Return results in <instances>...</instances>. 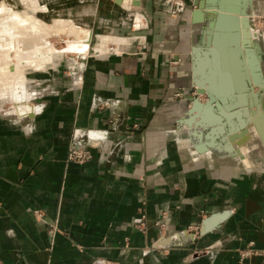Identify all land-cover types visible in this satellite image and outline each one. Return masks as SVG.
Listing matches in <instances>:
<instances>
[{"label":"crops","instance_id":"1","mask_svg":"<svg viewBox=\"0 0 264 264\" xmlns=\"http://www.w3.org/2000/svg\"><path fill=\"white\" fill-rule=\"evenodd\" d=\"M78 2L97 32L119 35L115 53L102 37L97 55L37 75L46 88L23 92L33 103L0 114V264H264V126L247 125L248 102L231 122L211 107L200 125L175 98L200 46L190 9ZM239 122L248 132L230 142ZM72 141L97 147L74 164Z\"/></svg>","mask_w":264,"mask_h":264},{"label":"water","instance_id":"2","mask_svg":"<svg viewBox=\"0 0 264 264\" xmlns=\"http://www.w3.org/2000/svg\"><path fill=\"white\" fill-rule=\"evenodd\" d=\"M112 1L120 4V0ZM250 1L192 0L190 23L203 24L205 39L201 40L200 48H191V82L195 93L204 95L203 104H212L215 112L223 109V97L236 96L239 91L249 92L257 102L260 100L263 80L259 59L251 44L246 42L244 32L247 23L243 16L247 14ZM131 3L137 5L139 1L131 0ZM200 54L205 56L201 64ZM196 97L190 99L186 116L194 108Z\"/></svg>","mask_w":264,"mask_h":264},{"label":"rangeland","instance_id":"3","mask_svg":"<svg viewBox=\"0 0 264 264\" xmlns=\"http://www.w3.org/2000/svg\"><path fill=\"white\" fill-rule=\"evenodd\" d=\"M37 1L36 0H0V3L5 5L12 11H25L27 13L29 12V14L32 15L36 20L37 19L40 20L41 22L45 23V25L47 26L54 25L53 23H55L56 20L71 21L76 26H79L85 30L90 31V37H89L90 40L88 41L86 52H82L80 51L81 49L77 45L78 43L74 42L75 41L74 39L76 38L75 34H68L66 33V31L58 32V33L51 32L48 35H44L42 39H39L38 40L39 44L43 43L44 41H47L46 45L47 46L50 45L49 51L51 52L50 53L51 58L49 60L50 61L52 60V63L46 64L48 61L47 62L44 61V64L46 65H42L39 68L35 66L33 67L32 64L31 65L26 64L23 67L21 66L22 68H20V65L11 64L12 65L11 69L13 72L16 70V68L21 69V71L19 70V73H22L25 80L23 81L22 78L21 79L14 78L12 82L14 83L15 89L17 90V94H20L22 98L19 101L13 102V100L8 99L7 97H2V93H1L2 91L0 90V114H3L5 112H9L10 114H12L11 112L20 105H28L30 101L33 103V100H30L29 97H27L26 99L23 98V92H30V93L37 92L39 89L46 88L44 84H41L39 82V80L37 79V75L46 74L47 72H55V71L59 72L61 75L63 74L65 75L69 72V70L72 69L77 70L81 66L80 62L83 61L81 57L86 59L89 58L90 56L97 55L96 49L98 47L100 48L102 37H107L109 39V41H107L106 43V47L109 48L106 51V53H115L114 51H111L113 50L112 46L115 45V43L112 42V39L119 38L117 37L119 35H115L113 33L110 34L107 31L101 33L97 32L98 29L96 28L97 23L95 19L89 22L87 21L85 22L83 17L80 16L78 13L81 5L84 4H81L80 2H78V0H37ZM164 1L169 5L168 0H164ZM183 2L185 3V0H183ZM188 4L189 5L186 6L185 3L183 11L186 8L190 9L191 11V9L193 8L192 1L191 2L189 1ZM259 5L260 6L258 7L255 0L252 1L246 7V12L248 14V19L250 20L251 24H254V28L257 29L259 32V35L257 36V40H255L254 43L256 46L255 51L258 54V59L262 66L263 78H264V2L260 1ZM170 14H171V9H170ZM53 18L55 19L52 22ZM191 24L194 25V29H193L194 33L195 32L198 33V35L196 36L197 39L196 41L200 44L204 36L203 35L204 28L202 26L203 24L202 23L200 24L191 23ZM36 38L37 36H31L30 38L26 39V41L23 44L19 42L23 38L15 39L13 40V45H15V47L22 48L28 45V43L33 44L34 41H36ZM16 43H18V45H16ZM51 49L53 50L51 51ZM14 53L15 50H12L10 56H13L12 54ZM260 93L264 94L263 88L260 90ZM195 96H197L196 99L198 101L205 102L204 95L200 93H198L197 95L195 93V89L193 86L190 87L189 91L184 92L182 90H177L175 92V98L180 99L182 101V103L184 104V109H187L190 103V99ZM261 124H263L264 126V122H261ZM178 125H180L179 121H175L173 123V126H178Z\"/></svg>","mask_w":264,"mask_h":264},{"label":"bare ground","instance_id":"4","mask_svg":"<svg viewBox=\"0 0 264 264\" xmlns=\"http://www.w3.org/2000/svg\"><path fill=\"white\" fill-rule=\"evenodd\" d=\"M123 1L124 0H122V2ZM243 20H245L246 23L248 21L246 20L245 16ZM209 23L210 20L208 21V24ZM53 24L54 25L47 26L45 25V23L41 22L40 20L38 19L36 20L32 15L29 14V12L27 13L25 11H12L8 7L0 3V90L2 91L1 93L3 97H7L8 99H11L13 100V102H16L18 100L17 90L15 89L14 83L12 82L14 78H20V79L22 78V80L25 81L22 73H19V70L21 71L20 68H22L24 65L32 64L33 67L35 66L38 68L42 65L50 64V60H49L51 58L50 55L51 52L49 51L50 45L49 46L46 45L47 41H44L41 44H39L38 42V40L42 39L44 35H48L51 32L58 33L65 31L68 34H75L76 38L74 39L75 40L74 42L78 43L77 45L81 49V50L79 49L80 51L86 52L88 41L90 40L89 33L82 30V28H79L71 21L56 20L55 23ZM244 32L246 33V42L251 44L252 35L250 33L247 24ZM31 36H37L36 41H34L33 44L28 43V45L22 48L15 47V45H13V40L23 38L19 41L23 44L26 41V39L30 38ZM16 45H18V43H16ZM103 49H107V47ZM12 50H15V53L12 54L13 56H10ZM52 50L53 49H51V51ZM198 59H199V64H201L202 61L205 59V56H202L200 54ZM44 61L45 62L48 61V62L44 64ZM11 64L20 65V68H16V70L13 72L11 69L12 68ZM243 93L244 91L241 92L239 91L236 96L228 95L227 97H223L222 98L223 109L217 111V114L221 116H225V118H228V121L230 119L231 122V116L233 115V112L231 113V110H234V108H237L239 106H244L247 102L249 104L256 103L258 105L256 110L253 109V105L247 106L248 108L247 113H249L250 110V114L248 117L249 120H247L248 124L247 123L246 124L250 126L252 122L253 126H258V124L264 122V114L262 110L259 111L260 100L257 102V99H254L253 97L251 98L250 101L247 100L245 96L246 92L244 96L241 97V99L234 98ZM211 107L212 104L205 105L196 99L194 108H192V110L189 112L190 120L194 121V123L198 121L197 122L198 124L203 125L206 119L205 117H207L209 111H211L210 109ZM239 112L246 114L244 112V107H240ZM217 114L215 116V120H219V116ZM228 121L226 119L224 120V117H221L220 122L217 121V124H223L222 126H227V123H223V122H228ZM244 124L245 122H243V125L241 122H239L238 125L237 124L229 125V126H239V129H242L241 131L238 130L239 133H233L231 136H229L228 140L230 142L236 141L237 139L243 137L248 132L246 128L242 127L245 126Z\"/></svg>","mask_w":264,"mask_h":264},{"label":"built area","instance_id":"5","mask_svg":"<svg viewBox=\"0 0 264 264\" xmlns=\"http://www.w3.org/2000/svg\"><path fill=\"white\" fill-rule=\"evenodd\" d=\"M168 1L171 9V14L175 15L183 11L185 6L183 0H168ZM252 28L254 32L257 35H259L258 30L254 28V24H252ZM96 147L97 144L94 143L93 141L87 142L86 145L85 144L80 145L72 141L67 146L65 160L66 162H70L74 164H82L91 158V149Z\"/></svg>","mask_w":264,"mask_h":264},{"label":"flooded vegetation","instance_id":"6","mask_svg":"<svg viewBox=\"0 0 264 264\" xmlns=\"http://www.w3.org/2000/svg\"><path fill=\"white\" fill-rule=\"evenodd\" d=\"M204 36H203V38L205 39V34H203ZM202 38V39H203ZM257 40V39H256ZM255 41V40H254ZM254 41H253V43L251 44V46L253 47V49H254V51L256 50L255 48H256V46H255V43H254ZM255 53H256V51H255ZM256 55H257V57H258V54L256 53Z\"/></svg>","mask_w":264,"mask_h":264}]
</instances>
